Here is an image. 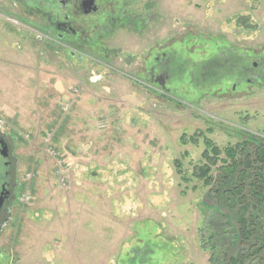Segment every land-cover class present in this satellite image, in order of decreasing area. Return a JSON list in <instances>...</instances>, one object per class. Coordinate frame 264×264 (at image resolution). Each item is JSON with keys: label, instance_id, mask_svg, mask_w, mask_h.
Masks as SVG:
<instances>
[{"label": "rangeland", "instance_id": "1", "mask_svg": "<svg viewBox=\"0 0 264 264\" xmlns=\"http://www.w3.org/2000/svg\"><path fill=\"white\" fill-rule=\"evenodd\" d=\"M36 1L0 0V117L21 158L18 195L30 197L0 228V264H214L215 210L237 233L216 250L222 263L264 264L253 204L247 238L242 205L221 206L194 175L206 137L264 147V0H129L130 24L93 36L80 58ZM162 53L166 87L149 79ZM237 55L254 65L244 77L223 65ZM254 146L242 152L255 162Z\"/></svg>", "mask_w": 264, "mask_h": 264}, {"label": "trees", "instance_id": "2", "mask_svg": "<svg viewBox=\"0 0 264 264\" xmlns=\"http://www.w3.org/2000/svg\"><path fill=\"white\" fill-rule=\"evenodd\" d=\"M128 3L124 6L125 9L129 6ZM125 16L126 20L130 17L126 13ZM235 57H231L228 62L224 61L223 65H231L233 71L237 74L236 77H244L243 75L248 69L249 72L251 68L254 69L253 64H250L248 68L240 66L242 65L241 57ZM263 62L261 60L257 64L259 68H261ZM196 74L199 73L196 72ZM215 74V78H218V80L224 77L220 76L216 71ZM207 79H209V76H207ZM240 135L241 133H236V136L240 137ZM242 138L244 140L240 143L221 149L211 139L206 137V149L203 155L206 161L199 163L195 167L194 175L198 176L205 186L215 185L214 195L221 206L232 209L237 207L238 204L242 205L239 221L242 224L244 236L248 238L251 236V233L247 230L249 222L246 219V213L251 204H253L254 210L258 213L257 219L259 222L264 221V147L259 145V142L254 139H248L246 136ZM250 145H255V150H257L255 162L254 160L252 161L250 154L244 155L245 152H242L245 150V147H249ZM222 154H224V157H222ZM243 156H246V158H243ZM219 162L221 163L220 166H218ZM217 166L218 168H216ZM214 172H217L216 176ZM246 192H248L249 197L246 196ZM251 218L255 219L254 217ZM205 222L209 233H211L209 249H212V262L214 264H223V259H226V256L224 254L216 256V250L220 249L222 251L226 245H230L233 239H236L237 233L235 230H229L230 221L221 210L209 212ZM238 262L239 260L236 258L232 260L233 264H238Z\"/></svg>", "mask_w": 264, "mask_h": 264}, {"label": "flooded vegetation", "instance_id": "3", "mask_svg": "<svg viewBox=\"0 0 264 264\" xmlns=\"http://www.w3.org/2000/svg\"><path fill=\"white\" fill-rule=\"evenodd\" d=\"M39 1L37 0L36 3ZM128 1L48 0L44 6L49 13L46 15L51 20L52 27L57 31L58 38L66 41L65 44H67L70 54L74 56L76 54L74 52L77 51L80 53L78 54L80 58L85 56L81 46L91 41L93 36L103 38L108 32L111 34L116 30L117 26L124 25V23L130 24L129 19L126 20V9L124 8ZM110 3L114 5V9L108 10V7L111 6ZM98 15L101 17L105 15L106 18L98 22L94 21L92 25H88L87 21L80 23L82 18L88 20ZM165 56H167L166 53H162L161 58L156 56L157 65L152 67L149 72L150 81L163 87L167 86L168 79L172 76L170 63L168 64L167 61L161 63L166 59ZM20 162L21 158L15 139L7 135L5 131H0V228L7 225L12 217V209L20 203L21 196L18 195V191L23 185L22 174L19 170Z\"/></svg>", "mask_w": 264, "mask_h": 264}, {"label": "built area", "instance_id": "4", "mask_svg": "<svg viewBox=\"0 0 264 264\" xmlns=\"http://www.w3.org/2000/svg\"><path fill=\"white\" fill-rule=\"evenodd\" d=\"M78 93H79V89H78V88H76V89L73 90V94H74V95H77ZM71 104H72V101H70V100L66 101V102L64 103V106H62V109H63L64 111H65V110H68V109L71 107ZM6 128H7V126H6V121H5V119H4L3 117H0V131L5 130ZM46 136H47V137H46V144H48L47 147H48V149H49L51 155H52L53 157H55V155L58 154V152H57L56 147H52V146H51V143H50V142H51V140H52V136H51L50 131L47 132ZM21 200H22V202H23V201H29V200H30V197H29L28 195H24V194H23Z\"/></svg>", "mask_w": 264, "mask_h": 264}, {"label": "water", "instance_id": "5", "mask_svg": "<svg viewBox=\"0 0 264 264\" xmlns=\"http://www.w3.org/2000/svg\"><path fill=\"white\" fill-rule=\"evenodd\" d=\"M89 2H90V1H89ZM89 2H88V3H89Z\"/></svg>", "mask_w": 264, "mask_h": 264}]
</instances>
